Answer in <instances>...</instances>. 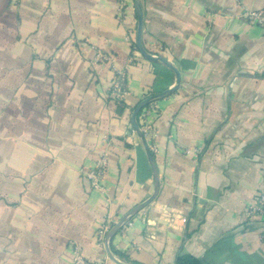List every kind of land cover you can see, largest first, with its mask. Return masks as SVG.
I'll return each mask as SVG.
<instances>
[{
	"label": "crops",
	"instance_id": "0c3cea01",
	"mask_svg": "<svg viewBox=\"0 0 264 264\" xmlns=\"http://www.w3.org/2000/svg\"><path fill=\"white\" fill-rule=\"evenodd\" d=\"M121 1L0 0V264H74L75 243L99 257L106 216L116 224L157 188L133 112L174 85L146 137L159 190L115 232L114 256L264 264V221L244 216L264 186V28L237 0H140L143 45L180 70L177 85L174 69L141 53L135 1L124 13ZM99 50L114 63L96 62ZM116 67L128 73L123 107L109 97ZM103 150L107 192L83 172Z\"/></svg>",
	"mask_w": 264,
	"mask_h": 264
},
{
	"label": "built area",
	"instance_id": "2783aa9c",
	"mask_svg": "<svg viewBox=\"0 0 264 264\" xmlns=\"http://www.w3.org/2000/svg\"><path fill=\"white\" fill-rule=\"evenodd\" d=\"M241 4L242 16L246 17L249 21L257 24L258 26L264 28V8H252L243 4L242 0H237ZM125 1L122 0L120 3L119 11L124 13ZM86 41H81L82 45H85ZM115 57L104 51L99 50L95 56V61H107L114 63ZM134 57H131V61ZM128 73L126 69L115 68V76L112 81V86L109 91V97L114 99L118 104L124 102L126 95L129 93L127 87ZM156 101H152L143 107L141 115V130L145 137H153L155 135V130L153 122L151 120L152 110L156 108ZM132 134L136 135L135 128H132ZM105 143L109 145L111 139L109 137L105 138ZM185 152L188 154H199L201 149L199 148H185ZM110 168V158L109 152L103 150L100 155L95 159L94 164L89 169H84V175L89 181L90 186L99 191L107 192L104 180L108 175ZM244 216L249 219L260 218L264 221V186L258 189V191L253 196V199L248 203L244 210ZM186 222L187 218H182ZM115 219L112 214H108L101 225L98 227L96 232L97 246L100 249V255L96 259H90L86 256L83 248L80 244L75 243L73 249V261L74 264H110L111 257L107 249L108 234L111 228L115 225ZM264 238V233H263Z\"/></svg>",
	"mask_w": 264,
	"mask_h": 264
},
{
	"label": "water",
	"instance_id": "95a60500",
	"mask_svg": "<svg viewBox=\"0 0 264 264\" xmlns=\"http://www.w3.org/2000/svg\"><path fill=\"white\" fill-rule=\"evenodd\" d=\"M134 1H135V4H136V7H137L138 21H139L138 22V32H137V45H138L139 50L141 51V53L145 57H147V58H149V59H151L153 61H163L164 63H166L167 65H169L172 69H174V71H175V73L177 75V85H178L180 83V81H181V72H180V70L175 65H173L166 57L161 56V55H153V54L149 53L145 49V47L143 45V25H144V12H143V7L141 5V1L140 0H134ZM175 88H176V85H174L171 89H169L166 92L156 93V94L149 95L148 97H146L145 99H143L137 105V107L135 108V110L133 112V124H134V128H135L137 134L142 138V140H143V142H144V144L146 146L149 160H150V162L152 164V167L154 169V173H155V177H156V182H157V185H156L157 188H156L155 194L152 197H150L144 203H141L140 205H138L137 207H135L130 213H128L125 217H123L120 221H118L111 228V230H110V232L108 234L107 249H108V252H109L110 257L114 261H116L117 263H119V264H127V263H124V262L120 261L119 259H117L114 256V254H113V252L111 250V247H110V242H111V239H112L113 235L124 224V222L127 220V218L129 217L130 214H133V213L139 211L144 206H146L148 203H150L155 198V196H156V194H157V192L159 190V178H158V171H157L155 159H154L152 150H151V148L148 145L147 139H146L144 133L142 132L141 127H140V125L138 123L137 117H138V114H139L140 110L143 107H145L150 102L157 100L159 97L164 96L166 93H168L170 91H173V89H175Z\"/></svg>",
	"mask_w": 264,
	"mask_h": 264
},
{
	"label": "trees",
	"instance_id": "16d2710c",
	"mask_svg": "<svg viewBox=\"0 0 264 264\" xmlns=\"http://www.w3.org/2000/svg\"><path fill=\"white\" fill-rule=\"evenodd\" d=\"M135 48H137L135 44ZM121 107L125 105V103L119 104ZM143 108L140 110L137 120L139 125L141 124V115H142ZM176 264H202V260L194 255L187 254V253H180L177 257Z\"/></svg>",
	"mask_w": 264,
	"mask_h": 264
}]
</instances>
